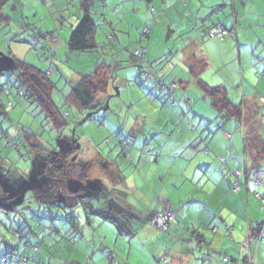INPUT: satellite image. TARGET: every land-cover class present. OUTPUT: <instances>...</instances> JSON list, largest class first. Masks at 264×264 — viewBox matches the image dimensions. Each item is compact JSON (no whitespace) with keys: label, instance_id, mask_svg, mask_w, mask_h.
Masks as SVG:
<instances>
[{"label":"rangeland","instance_id":"rangeland-1","mask_svg":"<svg viewBox=\"0 0 264 264\" xmlns=\"http://www.w3.org/2000/svg\"><path fill=\"white\" fill-rule=\"evenodd\" d=\"M2 1L0 0V3ZM79 1L7 0L1 6L0 55H10L13 59L34 65L42 72L49 70L48 78L53 83L51 98L57 112L66 120L67 124L63 129L54 127L50 118L46 117V111L37 102L38 100L24 97L17 92V89L9 86V82L12 81V78L9 80V71H5L0 76V84L6 83V79L9 80L4 90L0 91L1 109L5 112L4 118L0 120V130H5L7 134V138L0 139V264H23L22 261L19 263L12 260L10 254L15 246L12 233L16 230L23 231V228L31 229L34 232L35 236L31 233L30 241L38 245L39 248L37 252L29 248L24 253V256L27 257L26 264H67L72 261H85V264H121L125 262L147 264L144 261L149 252L140 245L142 232L139 231L133 237L117 236L113 224L90 213L84 214L83 211L86 207L82 202L93 203L96 201V195L93 193L95 184L106 189L107 187L123 189L127 193V201L136 208L151 205L147 207L149 209L157 204L161 207V203L156 200L165 196L169 182L172 183L170 186L178 191L171 194L172 197L185 194L190 198V193H187L188 188H185L187 185H182L184 182L178 189L176 187L180 182L173 185L177 181L174 175L179 173L175 163L172 167H167L164 164L168 156H173L179 150L175 146L171 147L173 149H169V144L163 145L167 138L164 134H167L171 127L163 130V135L158 134L162 123L157 120L155 124L152 123V120L156 118L155 111L157 109L148 106L147 109L150 113L147 109L148 113L142 110L148 103V97L153 98L155 94L163 97L165 94L164 91L158 90L157 81L160 79L158 76H168V71L174 64L186 71L187 60L184 57L191 50L198 48L200 42L190 40L192 34L184 33L185 28L181 29L173 23L171 25L167 23L168 18L173 14L171 10L168 14L165 13L166 9H164L165 11L159 9L153 11L151 6H148L143 0H111L107 1V7L103 6L102 1H99L95 4L93 9L95 14L92 18L97 24L95 41L101 45L94 53L75 55L69 52L66 41L72 27L76 25L81 16ZM132 8H136V10L132 11ZM103 10L107 18L101 15ZM137 14L138 16L143 15L145 29L149 28L152 15L155 16V22L152 23L154 28L149 39L145 36L147 33L140 25L141 20L134 18V15ZM105 19H107V23L104 21ZM135 19L137 21L133 22ZM197 30L198 28L193 29V31ZM144 32L146 34H143ZM139 39L143 41L142 45L139 43ZM128 40L132 43L130 44ZM122 44L127 45L128 49ZM142 47H146L150 55L158 57L157 62L160 61L154 68L145 67V56L144 60L136 61L138 66H143L147 72L149 71V76L146 73H140V69L135 67V62L132 66V63L128 61L133 51L141 50ZM98 61L111 64L112 79L107 90L99 92L94 104L85 110L87 117L83 118L76 108L68 106L70 104L66 99L70 88L79 80L80 74L92 70ZM122 77L129 80L125 88L121 87L120 79ZM112 81L115 83L114 85L111 84ZM162 82L168 84L169 80L164 78ZM192 84L195 86L193 87ZM189 87H191V96L196 95L197 98L201 96V91L198 87L195 88L196 84L193 81ZM36 91L39 96H42L46 89L40 83ZM128 93H131L130 97ZM141 94L148 97L137 101V95ZM135 95L136 98L133 101L131 98ZM171 98L174 99V97ZM174 100L177 102L174 108L176 111L178 110V113L177 117L173 118L171 114L167 115L168 109L171 107L167 104L162 106L159 101L154 100L157 108L162 109L163 113H161L168 119V126L171 122H179L178 127L174 130L173 139L184 143L185 138L195 132H190L191 129L185 128L184 130L189 134L183 136L180 135L181 128L185 125L187 127L188 123L195 126L203 119L204 124L211 121L205 135L209 137L210 132L212 137L217 135L215 140L219 141L218 145H213L214 152L197 153L204 157L203 162L197 163L196 160H190V167L183 174L185 178L190 180L193 176L194 182L202 175V171L209 174L215 170L217 171L215 173H223L221 169L226 164L221 162L220 157L225 154L230 159L228 156L229 143L223 134L225 130L229 133L237 131L235 120L231 118L228 121L226 119L224 122H220L216 117L217 112L207 102L206 106L208 105L207 107H210L212 112L210 116L205 115L209 112L201 115L194 109L195 113H198L195 115L188 106H184L185 115L181 118L182 113H180L179 107L186 102L184 98L179 97ZM193 101L191 104L194 106ZM199 105L196 102L195 108H198ZM163 107L165 108L163 109ZM139 113L142 114L141 119L138 118L140 121H136V114ZM142 120L145 122L143 126L149 127L154 124L160 129H156L153 133L145 129V136L149 141L146 148L149 149L143 150L146 157L141 158L146 159L145 163L137 166L126 159L124 151L120 155V147L115 145L113 134L121 128V136H129V144H132L134 142L133 135H128L129 127L135 121L140 127L143 124ZM219 124L222 125L218 127ZM32 133L44 146V150L38 154L31 152L24 141L19 143L22 135L21 138L24 139L25 134ZM160 133L162 134L161 131ZM237 134L242 135V132L236 133L235 137ZM139 135L138 138L142 141L144 135L142 133ZM189 138L192 137L189 136ZM6 140L9 142L7 143ZM139 146L140 143L126 147L125 151H130L129 158L134 156L135 149ZM257 146L261 145L258 143ZM226 147L227 149H225ZM233 150L232 148V152ZM148 151L160 154V160L153 162ZM175 151L177 152L175 153ZM109 160H112L115 166H119L123 174L122 181L119 183L117 179L115 180L118 173L108 167L111 164ZM137 160H135L136 163ZM156 167H158V172L152 175V171ZM262 169L264 170V166ZM160 175L166 177L163 182L160 181ZM202 179L201 176L200 183ZM75 182L80 183L83 187L74 190L77 188ZM92 182L95 184H91ZM258 189L261 190L258 194L263 196L264 187L258 186ZM47 191L54 199H49L47 195L45 201L44 195ZM96 191H100V189L97 188ZM173 199L178 200L175 197ZM71 202L73 205L69 208L68 204ZM256 202L258 209L261 210L259 220H264V204L262 205L260 200H256ZM50 203L54 205H50ZM177 204L182 205L183 203L176 201L174 206ZM64 206L65 210L62 209ZM66 213H71L74 216V221L69 220V216H65ZM87 217L90 225H87ZM74 222L83 226L81 228L83 238L77 240L74 237L73 240L68 241L61 234L68 228L72 229ZM51 226L56 227L59 233L54 232ZM41 236L43 237L42 241L39 238ZM235 236H237L236 233ZM75 239L76 243H74ZM229 244L233 245L232 248L235 251L239 250L234 239ZM109 251L113 253L111 258L107 255ZM161 252L155 256H160ZM197 257L199 256L197 255ZM198 261L202 263L201 256ZM152 264L164 263L153 261Z\"/></svg>","mask_w":264,"mask_h":264},{"label":"crops","instance_id":"crops-1","mask_svg":"<svg viewBox=\"0 0 264 264\" xmlns=\"http://www.w3.org/2000/svg\"><path fill=\"white\" fill-rule=\"evenodd\" d=\"M99 1H102L103 6L107 7V1L111 0H95L91 8L92 16L95 14L93 10L95 4ZM143 1H145L148 6H151L153 11L155 9L165 11L164 9H166L167 11L165 13L168 14L171 10L173 14L168 18L167 23L169 25L173 23L181 29L185 28V32L183 31L184 33L192 34L190 40L193 39L192 41L200 42L198 48L191 50L184 57L187 60V66L185 67L186 71L175 64L169 69L168 76H165V79H168V83L170 84L168 88L169 96L163 94V98L155 94L153 98H149L144 94L140 96L137 95V101L144 97L149 98H147L148 103L144 106L143 110L141 109L143 112H147L146 109L148 106L157 109V111H155L156 118L152 120V123L155 124L157 120L159 123H162V128L164 126L163 129L161 128V130L158 131V134L163 135V130L171 127L168 133L164 134L167 138L166 141L164 140L165 142L163 145L169 144V149H173L171 147L175 146L179 148V150H177L178 152L175 151V153H177L173 156H168L164 164L167 165V167H172L175 163L179 173L174 175L177 181L174 182L173 185L180 182L179 186L177 184V187L175 186L176 189H178L181 183L184 182L182 185H187L185 188H188L187 193H190V198L186 197L184 194V196H174L178 198V200H174L171 194L178 191L173 189V186H170L172 183L170 184L169 182L167 185L169 188L166 187L168 191H166L165 196L160 200H156L158 203H161L162 206L159 207L157 204V206L155 205L149 208V210L155 209L156 211H159V209H163L162 211H174L175 222L170 225L169 232L161 231L151 223L152 220L138 229L137 233L139 231L140 233L142 232V237L140 238L142 243H140V245L149 252L144 262L152 264L153 261L157 263L161 261V263H163L162 261L165 259L167 263L164 264H264V233L258 237L254 234V228L257 223L263 221L262 219L259 220L261 217V210L258 209L256 200L259 201L257 195H259L258 193L261 191L258 189V186L264 187V185H259L255 181L251 184H246L244 178L246 166L251 165L252 161L256 160L257 154L253 146L258 145V143L262 145V140H264V0ZM134 10H136V8H132V11ZM104 12L103 10L101 15L107 18ZM138 14L134 15V18L141 20L140 25L143 31L147 33L145 36L149 39L151 31L154 28L153 21L155 16L152 15L151 24L149 28L145 29L143 27L145 23L144 18H142L143 15H140V17ZM158 16L160 15L158 14ZM136 19L133 22H136ZM104 21L107 23V19ZM217 23L231 30L233 36L219 39L215 35H212L213 26ZM181 24L184 26H178ZM196 28H198V30L193 31V29ZM145 32L144 34H146ZM128 41L130 44L132 43L130 40ZM139 43L142 45L143 41L139 39ZM124 46L128 49L127 45ZM145 49V60L143 59L145 64L148 62H156L159 64L160 61H158L159 63L157 62L158 57L156 58L150 55L146 47ZM128 61L132 63V66L133 62H135V67L138 68L136 61L131 59V57ZM46 73L49 74V70H46ZM123 77L120 79V82L121 87L125 88L129 80ZM192 81L196 84L195 88L198 87L202 93L198 98L196 95L191 96L190 94L191 87H189V85ZM111 84L114 85L115 83L112 81ZM204 85L209 87L216 85L223 86L228 99L233 103L241 104L243 116L240 121H235V128L237 131L229 133L225 130L223 134L229 143L228 156L230 159H228L225 154L220 157V159H223L221 162L226 164L221 171H223L224 168L227 169L229 176H224L221 172L215 173L217 172L216 170L213 172L211 171L210 174L202 171L201 176L203 179L200 183V175V177L193 182V176L189 180L186 179L183 174L190 167V160H196L197 163L204 161V157L198 155V152H214L213 145L216 146L219 144V141L215 140L217 135L212 137L210 132L209 137L205 135V131H207L211 121L204 124L202 119L195 126L192 123H188L187 127L186 125L183 126L180 130V135L186 136L189 134L188 131L184 130L185 128L188 130L191 129L190 132H195V134L188 135L184 143H179V140L172 138L174 130L178 127L179 122H171L170 126H168V119L162 114V109L157 108L154 100L159 101L160 105L166 106V104L168 105L166 101L167 97H174V99L177 97L184 98L186 103H182L181 107H179V111L182 113L181 118L185 115V111L183 110L184 106H188L190 111L195 115L198 113L202 115L209 112V114L205 115L210 116L212 112L209 109L210 107H207L208 105L206 106V102L209 103V99L204 91ZM194 86L195 85H193V87ZM108 87L109 83L107 85V88ZM131 93H128L129 97ZM135 98L136 95L134 97L132 96L131 99L135 101ZM192 100H194V106L191 104ZM125 102L128 103L127 100H125ZM196 102L200 104V107L198 106V108H195ZM168 106L171 107L170 105ZM210 106L213 107L212 105ZM164 108L165 107H163V109ZM173 108L174 107L168 109V113L166 111L167 115H172V118L177 117L178 113V110L176 111L175 108ZM194 109L198 112L197 114ZM148 112L150 113L149 110ZM141 115L140 113L136 114V121H140ZM216 117L220 122L226 120V118L218 115H216ZM228 120L229 119L226 121ZM136 121L129 127V135H133L134 141L130 146H135L137 143H140V146L135 149L134 156H131V164L141 166V164H144L146 161L145 158L142 159L141 157L145 156L144 151L149 149L146 148L149 145V141L145 136V129L153 133L156 129L160 128L156 127L154 124L153 126L145 127L143 126L145 124L143 120V124L139 127ZM221 125L222 124H219L218 127ZM133 129L135 130L133 131ZM238 132H242V135L237 134V137H235V134ZM139 133L144 135L142 141L138 138L140 136ZM189 136L192 138H189ZM245 137L252 139V141L249 140V145H253L250 151H247L244 146ZM123 139L128 142L126 138H122L121 140ZM232 148L234 149L233 152ZM119 149L122 153L125 150L123 147ZM225 149H227V147ZM128 152L130 153V151ZM149 152L154 153V151ZM159 157L160 154L154 153L152 155V161L158 162L160 160ZM136 159H138L137 163L135 162ZM261 160L262 159H260V161ZM109 161L111 164L108 165V167H111L116 172H121L119 166H115L112 160ZM157 172L158 167L153 169L152 175ZM237 172L238 174H236ZM120 174H122V172ZM262 176H264L263 169L259 171L257 177ZM159 178L160 181L163 182L166 177L160 175ZM186 180L188 181L187 183ZM235 181L239 183V188L237 190H234L231 186ZM262 195L264 196V194ZM176 201H180V203L182 202L183 204L174 206ZM150 206H144L141 210L144 211ZM194 230L198 231L201 235L203 234L205 241L197 243L193 240L191 233ZM235 233L237 236H235ZM232 239L238 244L237 249L239 250L235 251L232 248L233 245L229 244ZM227 244L229 245L227 246ZM159 252H161L160 256L156 257L155 255ZM107 255L111 258L113 253L109 251ZM197 255L199 257L201 256L202 263L198 261L199 257H197ZM224 258H227V261H223ZM121 264L128 263L125 262Z\"/></svg>","mask_w":264,"mask_h":264},{"label":"trees","instance_id":"trees-1","mask_svg":"<svg viewBox=\"0 0 264 264\" xmlns=\"http://www.w3.org/2000/svg\"><path fill=\"white\" fill-rule=\"evenodd\" d=\"M6 1L7 0H3L0 3V11H1V6ZM94 2L95 0L79 1L81 16L77 24L74 27H72V31L68 37V40L66 41V46L69 52L71 53H75L77 55L83 53H94L101 45V43H97L95 41L97 24L92 18V14H91V8ZM137 51L138 52L136 54H134L133 51L131 57L135 61L137 60L142 61L144 54L140 52L141 50H137ZM97 63L98 64L95 65L94 68L89 72L80 74L79 80L70 88V92L66 99L67 103L70 104L68 106L76 108L78 112L81 113V115H83L82 116L83 118L87 117L85 110L90 108L94 104L99 92H104L107 90V85L109 83V80L112 79L110 74L112 73L111 64H107V62L99 63V61ZM136 65L138 66V64ZM157 65H158L157 63L154 64L148 62L145 64V67L154 68ZM138 68L140 69V73L142 72L144 73L145 68L143 66L141 67L138 66ZM8 71L10 72L9 80L12 78V81L9 82V86H12L13 88L17 89L18 90L17 92L22 94L24 97H32L38 100L37 102L40 103L43 110L46 111L47 114L46 117L50 118V120L53 123V126L59 127V129H63L66 126L67 122L57 112L56 107L52 101L51 92H52L53 83L48 78V74L46 72H42L34 65L28 64L21 60H17L15 58L13 59L12 67ZM8 81L7 83L0 84V91L4 90V87L6 86V84H8ZM40 83H42L46 89V92L42 96H39L38 92L36 91L38 90V86ZM169 85L170 84L168 83L167 86L169 87ZM203 88L209 99L210 105H212L215 108L218 116L226 119L232 118L235 121H240V119L243 116V110L241 104L231 102L228 99L226 91L224 90L223 86L216 85L209 87L204 85ZM167 103L168 105H170L168 101ZM176 104L175 106L172 105L170 106L176 107ZM1 108H2V104L0 103V120L3 119L5 115L4 110ZM120 130L121 128H119L113 134L114 139H116L115 145L126 149V147L130 145L129 141L127 142V145L124 146L121 143L122 141L121 139L126 138L128 140L129 136L122 137ZM0 134H1L0 139L7 138V134L5 130L4 131L0 130ZM21 137H20L21 141H19V143H22L24 141L26 146L29 148V150H31V152H35L38 154L44 150V146L41 144V142H39V139L33 133L30 135L25 134L24 139H22ZM249 140L252 141L251 138L245 137L244 146L246 147L247 151L248 150L250 151L251 150L250 148H252L253 146V145H249L250 143ZM6 142L8 143L9 140H6ZM253 147L255 148L257 155H256V160L252 161L251 165L246 166L244 170V178L246 184L247 183L251 184L256 180V178H259L257 177L259 175V171H261L262 167L264 166V140H262V145L260 147H258L257 145L256 146L254 145ZM119 152L120 154H123L122 151ZM125 153L129 154L128 151H125L124 155ZM152 155L153 153L151 154V156ZM126 159L131 161V157L130 158L126 157ZM260 159L262 160L260 161ZM221 161H223V159H221ZM222 172L224 176L225 175L229 176V174L227 173V169L224 168ZM117 173L118 175L115 177V180L116 178H118L117 181L119 183L122 181L123 177L121 176L122 174H120L121 173L120 171ZM91 184L94 185L95 183L92 182ZM98 185L96 184L94 185V191H93V193H95L96 195L95 202H97V204H95V202L93 203L82 202V204L83 205L85 204L84 206L86 207L83 213L86 215L90 213L113 224L117 236L133 237L134 235H136L139 228H141L145 223L150 222L156 214L163 212L162 211L163 209L162 210L159 209V211L158 210L156 211L155 209L154 210L145 209L144 211H142L141 210L142 208H135L127 201V193L123 189L121 188L117 189L116 187H109V188L107 187L106 189L103 186L100 185L98 186ZM232 185L233 183L231 184V186ZM97 188H99L100 191H96ZM47 195L49 199H54V197L50 195V193L47 191L44 195L45 201L47 200L46 199ZM258 199L260 200L259 197ZM51 204L54 205L53 203H50V205ZM72 205L73 203L71 202L70 204H68V207L70 208ZM59 209H57V211H59ZM62 209L65 210V206L62 207ZM65 216H69L68 219L74 221V216H72L71 213L70 214L66 213ZM86 220H87V225H90L88 217L86 218ZM263 222L264 220L260 223H257V225L254 228L255 230L254 234L257 237L262 235L264 231V228L262 226ZM82 227L81 225H79V223L74 222L72 224V229L68 228L64 230L63 234L61 235L66 237L68 241L73 240L74 237L77 240H81L83 238V234L81 232ZM51 228L54 232L59 233V230L56 229V227L51 226ZM31 233L34 235V232H32L31 229H26V228H23V231L21 230L13 231L12 235L15 241V246H13L12 248L13 250L10 253L12 260L19 263H21L20 261H22L23 264H26L27 257L24 256V253L29 248H32L34 252H37L39 250L38 245L30 241ZM191 236H193V240H195L197 243L205 241L203 234L201 235L196 230H194L191 233ZM39 238L41 241L43 240L42 236ZM76 239L74 243H76L77 241ZM3 260L5 261L6 258L4 257ZM223 261H227V258H224ZM84 262L85 261L83 262L73 261L67 264H85ZM162 262L167 263V260L163 259Z\"/></svg>","mask_w":264,"mask_h":264},{"label":"built area","instance_id":"built-area-1","mask_svg":"<svg viewBox=\"0 0 264 264\" xmlns=\"http://www.w3.org/2000/svg\"><path fill=\"white\" fill-rule=\"evenodd\" d=\"M212 35H215L216 37H218L219 39H224L225 37L228 36H233V32L227 28H225L222 24L217 23L213 26ZM138 51L134 50V54H136ZM142 54H145V49H141L140 51ZM144 73L147 74V76L149 75V73L147 71H145ZM159 80L157 81V87L158 90L164 91L163 93H165L167 96L168 95V86L167 84H165V82H162V80H164L165 76H159ZM167 90V91H166ZM167 101L170 103V105L175 106L176 102L174 99H172L171 97H167ZM121 143L123 145L127 144V141L125 139H123L121 141ZM150 154V152H149ZM125 157H129L128 153H125ZM238 174V172L236 173ZM255 182L259 185H264V176L256 178ZM234 190H237L239 188V185L237 183V181H235L232 185ZM260 198L261 203L264 204V196H260L257 195ZM175 222V212L172 210H166L163 211L159 214H156L153 218L151 223H153L156 227H158L161 231L167 232L169 230V227L171 224H173ZM263 228H264V222H263Z\"/></svg>","mask_w":264,"mask_h":264},{"label":"water","instance_id":"water-1","mask_svg":"<svg viewBox=\"0 0 264 264\" xmlns=\"http://www.w3.org/2000/svg\"><path fill=\"white\" fill-rule=\"evenodd\" d=\"M12 64H13L12 56L0 55V75L3 74L5 71H8L12 67ZM75 184L77 188H75L74 190H77L83 187L80 183L77 184V182H75Z\"/></svg>","mask_w":264,"mask_h":264},{"label":"flooded vegetation","instance_id":"flooded-vegetation-1","mask_svg":"<svg viewBox=\"0 0 264 264\" xmlns=\"http://www.w3.org/2000/svg\"><path fill=\"white\" fill-rule=\"evenodd\" d=\"M8 79H6V83H7ZM5 83V82H4Z\"/></svg>","mask_w":264,"mask_h":264}]
</instances>
